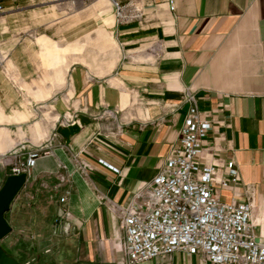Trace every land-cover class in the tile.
Returning <instances> with one entry per match:
<instances>
[{"label": "crops", "instance_id": "crops-1", "mask_svg": "<svg viewBox=\"0 0 264 264\" xmlns=\"http://www.w3.org/2000/svg\"><path fill=\"white\" fill-rule=\"evenodd\" d=\"M73 1L0 0V156L49 152L5 213V260L126 264L110 207L128 205L178 144L186 91L211 122L201 165L217 178L234 165L230 193L252 198L264 243V0H95L62 20ZM114 3L137 17L118 22ZM137 264L213 263L176 251Z\"/></svg>", "mask_w": 264, "mask_h": 264}, {"label": "built area", "instance_id": "built-area-1", "mask_svg": "<svg viewBox=\"0 0 264 264\" xmlns=\"http://www.w3.org/2000/svg\"><path fill=\"white\" fill-rule=\"evenodd\" d=\"M114 7L118 22L137 17L117 3ZM185 101L189 108L180 139L157 174L136 189L128 205L110 207L124 234L126 264L169 257L176 251L197 254L213 264H264V243L256 240L251 222L252 198L241 201L239 194L230 193L241 187L232 163L226 165V178H217L213 164L201 165L211 122L201 117L191 92H185ZM48 154L46 147L29 150L24 157L12 151L0 156V168L9 175L25 174L27 180L37 159ZM64 182L60 175L59 184ZM221 191L230 193L227 201H221ZM67 195L59 202L64 203Z\"/></svg>", "mask_w": 264, "mask_h": 264}, {"label": "water", "instance_id": "water-1", "mask_svg": "<svg viewBox=\"0 0 264 264\" xmlns=\"http://www.w3.org/2000/svg\"><path fill=\"white\" fill-rule=\"evenodd\" d=\"M26 183V175H8L0 188V240L11 232L5 213Z\"/></svg>", "mask_w": 264, "mask_h": 264}, {"label": "rangeland", "instance_id": "rangeland-1", "mask_svg": "<svg viewBox=\"0 0 264 264\" xmlns=\"http://www.w3.org/2000/svg\"><path fill=\"white\" fill-rule=\"evenodd\" d=\"M94 1L95 0H81V1L75 0L69 6L70 8L61 11L59 16L62 20L66 19L69 15H74L75 13H77V11L79 9H81L85 6H88L91 2H94ZM0 66L3 67V60H0ZM62 121H64V119ZM11 254L17 255L18 258L14 259L15 261L9 262V261H6L4 256L0 253V264H11V263L14 264V262L16 264H21V262H23L22 260H24L25 264H26V262L28 264H37V263L38 264H49V263L51 264V262H52L49 260V256H44L43 258H41V256L37 257V254L32 253V252H29V253H18V252L15 253V252H13ZM21 254L24 257H22V256L20 257ZM45 255H47V254H45Z\"/></svg>", "mask_w": 264, "mask_h": 264}]
</instances>
